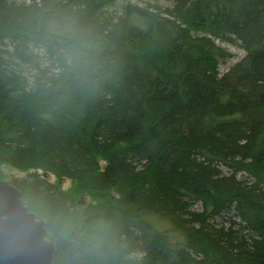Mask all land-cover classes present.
Instances as JSON below:
<instances>
[{
	"label": "trees",
	"instance_id": "trees-1",
	"mask_svg": "<svg viewBox=\"0 0 264 264\" xmlns=\"http://www.w3.org/2000/svg\"><path fill=\"white\" fill-rule=\"evenodd\" d=\"M0 180L54 264H264V0H0Z\"/></svg>",
	"mask_w": 264,
	"mask_h": 264
},
{
	"label": "water",
	"instance_id": "water-1",
	"mask_svg": "<svg viewBox=\"0 0 264 264\" xmlns=\"http://www.w3.org/2000/svg\"><path fill=\"white\" fill-rule=\"evenodd\" d=\"M46 222L29 212L20 192L0 180V264H54Z\"/></svg>",
	"mask_w": 264,
	"mask_h": 264
},
{
	"label": "rangeland",
	"instance_id": "rangeland-1",
	"mask_svg": "<svg viewBox=\"0 0 264 264\" xmlns=\"http://www.w3.org/2000/svg\"><path fill=\"white\" fill-rule=\"evenodd\" d=\"M17 2L25 1L28 2L29 0H16ZM121 0H118V3H120ZM135 2V1H133ZM137 3V2H136ZM217 44L222 47L225 51V54L228 55L225 60L221 61L219 64V73L223 74L227 72L235 63L240 61L244 57V51L240 49L237 45H231L227 43L217 42ZM5 174L8 177H11L12 175L17 176L18 174L11 171V170H5ZM8 181V180H7ZM65 185V183L63 184Z\"/></svg>",
	"mask_w": 264,
	"mask_h": 264
}]
</instances>
